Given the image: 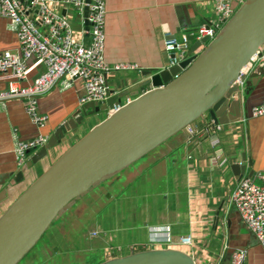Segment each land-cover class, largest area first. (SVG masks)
<instances>
[{
    "label": "crops",
    "instance_id": "crops-1",
    "mask_svg": "<svg viewBox=\"0 0 264 264\" xmlns=\"http://www.w3.org/2000/svg\"><path fill=\"white\" fill-rule=\"evenodd\" d=\"M214 3L215 0H106V61L110 66L133 65L107 77L110 94L120 93L123 84L124 89L132 88L172 67L164 48L165 31L180 40L186 37L190 49L199 26L215 20ZM234 6L240 7L239 0ZM70 14L72 26L79 33L83 21L78 13ZM19 51V41L9 21L0 16V53ZM43 71V66H37L30 82ZM256 75L249 79L258 80L255 87L244 86L238 122L220 125L222 131L217 132L216 125L203 118L193 125L198 134L191 136L187 130L177 134L149 153L140 168L126 174L127 185L144 174L148 182L160 175L172 180L171 188L158 194L164 205L156 213L155 222L145 224L148 243L136 248L162 247L150 243L148 229L163 227L169 228L173 242L180 237H193V245L182 250L193 257L195 264H234L233 256L237 253L244 254L240 264H264V251L230 201L241 179H255L264 172V116L251 115V109L264 101V76ZM6 88V81L0 77V91ZM151 88L139 90V95ZM83 95V83L77 80L69 89L56 88L42 96L37 109L47 117L43 127L32 123L22 102L0 104V198L2 191L7 192V198L0 203V214L95 124L73 133L33 167L28 165L40 149L29 151L25 164L19 167L13 152L16 138L29 141L47 136L51 141L82 107L79 101ZM129 100L125 99L123 104ZM199 134L202 136L197 137ZM20 173L24 179L16 183Z\"/></svg>",
    "mask_w": 264,
    "mask_h": 264
},
{
    "label": "water",
    "instance_id": "water-1",
    "mask_svg": "<svg viewBox=\"0 0 264 264\" xmlns=\"http://www.w3.org/2000/svg\"><path fill=\"white\" fill-rule=\"evenodd\" d=\"M197 46L192 44L184 62L145 83L126 89L123 84L122 91L112 93L106 102L80 107L31 159L28 166H36L90 119L106 113L0 215V264H19L67 208L199 120L206 118L214 126L239 121L243 93L236 80L264 47V0H244L199 54H195ZM257 82L249 80L246 86L255 87ZM147 86L152 88L139 95ZM125 99L130 100L123 104ZM23 179L20 173L15 182ZM1 196L0 203L7 198L6 190ZM99 264L195 261L182 249L148 247Z\"/></svg>",
    "mask_w": 264,
    "mask_h": 264
},
{
    "label": "built area",
    "instance_id": "built-area-1",
    "mask_svg": "<svg viewBox=\"0 0 264 264\" xmlns=\"http://www.w3.org/2000/svg\"><path fill=\"white\" fill-rule=\"evenodd\" d=\"M236 1L215 0L216 18L212 23L199 26L195 36L198 43L195 54L201 53L233 17L237 11ZM242 3L239 0L240 6ZM71 11L78 13L83 21L84 27L79 33L72 26ZM106 13V0H0V16L9 21L20 45L18 53H0V77L7 83L6 90L0 91V104L22 102L32 123L43 127L47 117L39 114L37 104L42 96L56 88L69 89L79 80L84 88L80 106L104 103L109 97L107 77L133 68L129 64L110 66L106 61ZM165 37L164 48L171 66L184 62L189 49L186 37L180 40L169 31H165ZM39 65L44 67V71L30 82L31 73ZM256 74L264 76V47L243 67L236 80L242 93L247 81ZM119 108L120 105L115 106L113 111ZM251 115L255 118L264 116V101L251 109ZM186 130L191 136L198 134L193 125ZM215 130L221 132L222 126L216 125ZM47 141L45 136L29 141L16 138L13 152L17 165L22 167L27 153L43 147ZM230 201L264 251V172L255 179H241ZM149 232L152 236L150 243L154 246L182 249L193 245L191 235L173 242L169 228L153 227ZM233 259L234 264H240L244 254H234Z\"/></svg>",
    "mask_w": 264,
    "mask_h": 264
},
{
    "label": "rangeland",
    "instance_id": "rangeland-1",
    "mask_svg": "<svg viewBox=\"0 0 264 264\" xmlns=\"http://www.w3.org/2000/svg\"><path fill=\"white\" fill-rule=\"evenodd\" d=\"M105 115L95 116L85 127ZM143 159L112 179L113 184L110 180L102 183L67 208L19 264H99L113 257L118 248L135 250L148 243L145 224L155 222L164 205L158 194L168 191L172 180L160 175L148 182L144 174L127 185L126 174L140 168ZM98 232L104 236H97Z\"/></svg>",
    "mask_w": 264,
    "mask_h": 264
},
{
    "label": "trees",
    "instance_id": "trees-1",
    "mask_svg": "<svg viewBox=\"0 0 264 264\" xmlns=\"http://www.w3.org/2000/svg\"><path fill=\"white\" fill-rule=\"evenodd\" d=\"M105 118V116H103V118L102 119H100L99 121H94V124H97L98 122H100L101 120H103ZM77 203V202H76ZM64 213V212H63ZM99 236V235H98ZM144 249H146V248H140V247H138V248H136L135 250H129V249H126L125 251L124 250H116L115 252H116V254H114V256L113 257H117V256H125V255H128V254H131V253H133V252H135L136 250H144ZM103 262V261H102ZM99 263H101V262H99Z\"/></svg>",
    "mask_w": 264,
    "mask_h": 264
},
{
    "label": "bare ground",
    "instance_id": "bare-ground-1",
    "mask_svg": "<svg viewBox=\"0 0 264 264\" xmlns=\"http://www.w3.org/2000/svg\"><path fill=\"white\" fill-rule=\"evenodd\" d=\"M191 43H192V44H193V43H196V41L193 40V41H191ZM208 43H209V42H208ZM208 43H207V44H208ZM189 50H190V49H189ZM110 95H111V94H110V90H109V97H110ZM109 97H108V99H109ZM108 99H107V100H108ZM107 100H106V101H107ZM106 101H105V102H106ZM99 104H100V103H99ZM97 116H99V115H97ZM37 137H38V136H37ZM46 137H47V136H46ZM47 138H48V137H47ZM47 142H48V141H47ZM46 144H47V143H46ZM46 144H45V145H46ZM45 145H44L43 147H45ZM43 147H41V148H39V149L41 150ZM32 151H34V150H32ZM26 156H27V155H26Z\"/></svg>",
    "mask_w": 264,
    "mask_h": 264
},
{
    "label": "clouds",
    "instance_id": "clouds-1",
    "mask_svg": "<svg viewBox=\"0 0 264 264\" xmlns=\"http://www.w3.org/2000/svg\"><path fill=\"white\" fill-rule=\"evenodd\" d=\"M163 246H164V245H163ZM163 246H162V247H163ZM164 247H168V246H164Z\"/></svg>",
    "mask_w": 264,
    "mask_h": 264
},
{
    "label": "flooded vegetation",
    "instance_id": "flooded-vegetation-1",
    "mask_svg": "<svg viewBox=\"0 0 264 264\" xmlns=\"http://www.w3.org/2000/svg\"><path fill=\"white\" fill-rule=\"evenodd\" d=\"M94 120V119H93Z\"/></svg>",
    "mask_w": 264,
    "mask_h": 264
}]
</instances>
